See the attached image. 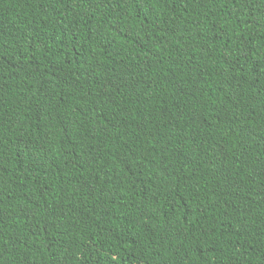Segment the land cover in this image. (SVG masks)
Instances as JSON below:
<instances>
[{
	"label": "trees",
	"instance_id": "16d2710c",
	"mask_svg": "<svg viewBox=\"0 0 264 264\" xmlns=\"http://www.w3.org/2000/svg\"><path fill=\"white\" fill-rule=\"evenodd\" d=\"M0 264H264V0H0Z\"/></svg>",
	"mask_w": 264,
	"mask_h": 264
}]
</instances>
